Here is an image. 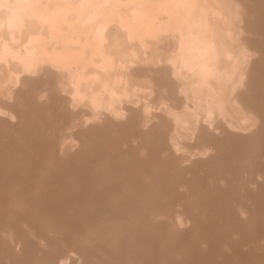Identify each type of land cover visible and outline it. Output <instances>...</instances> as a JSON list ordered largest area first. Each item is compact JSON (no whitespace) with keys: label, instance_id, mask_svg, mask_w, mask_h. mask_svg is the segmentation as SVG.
Segmentation results:
<instances>
[{"label":"rangeland","instance_id":"374dc122","mask_svg":"<svg viewBox=\"0 0 264 264\" xmlns=\"http://www.w3.org/2000/svg\"><path fill=\"white\" fill-rule=\"evenodd\" d=\"M111 1L113 0L108 1V6L112 4L110 3ZM121 1L120 5L125 3L127 5L130 3L133 4V1L135 0ZM154 1L155 0H150V4L148 5L152 6V3H155ZM170 1L173 2V0ZM174 1V3L179 2L178 0ZM180 1L186 2V0ZM192 1L193 0H187V2H190L188 4H186L187 2L185 4L179 2L184 5L183 10V5H181V8L179 3L176 4H179L178 9L182 10V12L186 11L187 13H190L193 12L191 11L192 9L196 10L195 13H198V11H200L199 9H201L199 7H202V3L204 4L205 0H203V2L200 1V3L199 0ZM241 1H243L248 8V14L244 15L240 12L239 16L235 15L238 17L237 21L234 20L235 23H232V20L235 19L234 12L236 10H233V16L226 11V16L231 20L224 18L223 20L226 19L227 21L226 23L225 21L222 22L225 24L232 23L233 25L228 30L232 44L237 46V40L239 39L240 41H245V43L247 42L246 44L249 48V50H247L248 52L245 54V56H247L245 59L250 57L251 60L244 59V64L246 62L245 65L248 66L244 67V69L247 70H243L245 71L243 72L245 74V77L243 78L245 79L242 81L243 83L239 81L240 84H242L241 86L237 81L234 89L235 91H232V98H235L238 93L241 97L245 95L244 97L249 103L247 107L248 113L239 110L243 105H241V107L238 105L237 111H239V113H236L235 116H233V114L229 116L228 114L229 118L226 116L227 114H224L222 117L221 113H214L213 120H216V122L210 120L213 118L211 116V118L208 119L207 124L206 121L204 125H201L200 123L207 119L206 107L211 104L213 95H217L216 89H210L204 92L200 91L199 94L187 92L185 98H183V95H177L178 93L174 92L172 96L176 95L178 98L181 97L184 99L181 107H176L177 105L167 99V96L170 95L167 93L171 91L170 88L164 87L158 91L160 96L159 98L157 97L158 99L155 98V100L157 99L158 101L161 98V100L165 99L163 100L165 102L159 101V103H156L154 100V104L151 103L148 105V108H145L144 105L150 103L151 100L154 99L151 97L153 87L151 85H149L150 87H147V84L145 87L148 89H145L142 94L139 93L146 98L144 97L143 100L140 99L139 102H137L138 104L136 103V107H134L135 105H130L131 108L133 106L135 112L140 114L141 117L144 114L143 111L146 109L149 110L148 112H152L149 113L152 114L150 115L151 117L154 115L152 119L149 116L150 125H148V123L146 125V120H142V122L144 121V125L148 126L145 131H143L145 127L143 123L140 122L138 116L134 119L131 117V122L130 118L127 119V117L126 119H124V117L123 119L120 118V122H118L114 121L117 120L115 118L112 119L110 116L108 118V114L104 117V114L106 113L103 111L101 113L99 109V112L96 111L98 114L95 113V121L94 119H91L92 122H90V120L86 119L84 121L86 125L82 123L84 119L82 121L81 119L78 121H76L77 119L71 121L70 118L65 120L63 114H65L67 109L68 112L70 111L74 113L73 111L77 107L75 111H79L80 109V112L82 113L88 106L85 104H78L82 105L85 109H83L82 106L77 105L69 106L68 104L67 106V102L63 101L67 94L59 93L58 95V92H56V82L42 81L44 79L43 77H41V80L39 78L41 82L38 81V79H34L35 82L29 81L21 84L18 83V95L16 97L7 96L9 99L6 98L4 90L0 88V157H5L15 164L14 166L5 164L0 169V264H264V177L261 175V171L264 170V0ZM230 2L232 1L230 0ZM132 4L126 8H135V3ZM120 5L114 6L120 7ZM126 5H122V7L124 8ZM103 7L105 6H102V9ZM115 7H112V10L117 9ZM122 7H120L122 9V11L121 9L119 11L120 14L127 10ZM98 9L99 7L97 8V12L101 14L102 12H99L101 6L100 9ZM104 10L109 11L108 17L105 16L108 12ZM104 10L103 13H107L105 15L101 14L100 16H97V18L99 17L98 20H100L102 19L101 16H104L103 23H108L107 25L116 22L113 21L111 23L110 21L109 23V21L107 22L104 20L105 18L110 20L109 16L110 18H113V13H115V16L118 13V19L114 17L115 20H117L116 23H118L120 18L122 19V16H125L126 12H128L127 10L125 11V14L123 13L124 15L122 14V16H120L119 12L116 13V11L110 13L111 10H109V8H104ZM236 12L235 14H237ZM230 15L231 17H229ZM114 18L111 20H114ZM158 18H161V16ZM92 19L95 20L94 17ZM116 23H113L114 26L109 25L110 28L105 24L106 32H116L118 29V24ZM244 27H246L245 32ZM217 32L220 33L219 30H217ZM167 40L168 38L163 40L162 43H153L155 44L154 47H157L158 43L160 45L162 44L161 46H164L166 42H168ZM136 43L137 41H135L134 44ZM159 44L158 46H160ZM238 45H240V43H238ZM139 47H141V43L139 44ZM149 47L146 48V53H148V49H151ZM144 49L145 47H143L142 51L145 53L146 49ZM250 49H252V51ZM230 55L234 57L231 52ZM163 62L164 61L159 62V66L156 63L155 65L157 67H155L154 64V66L152 65L154 71L158 70V72L150 73V76L155 77L156 75H159V77L162 78L161 76H163V73L159 71L164 70L166 66L168 67L165 69L169 68V65ZM142 63L143 62L138 63V65H132L131 69L133 71L139 68L147 69L148 65H144L145 62ZM247 63H249V65ZM253 68L256 69L255 73H252L250 75L251 78H249L246 73H250ZM2 71H5V69L3 68ZM1 73L2 72L0 71V75ZM16 76L17 74L12 75L8 86L9 89L16 86ZM173 78H170V74H167L166 81H169L168 79H170L169 83H172L173 80L177 81L176 77ZM33 83L37 85L38 90ZM237 84L240 87H237ZM246 84L248 85V88ZM166 89L169 90L167 91ZM53 93H55L56 99L52 98ZM62 95L66 96H63V98L61 97ZM143 101L146 102L142 103ZM139 103L142 104L141 109H139L138 105H141ZM165 103L168 105L166 104V106ZM4 106L7 110L3 108ZM171 107L175 112L185 111L191 115H196V117L199 118V122L197 121L196 123V125H198V130L200 128V131H198L199 133L197 132L196 134V131H194L195 133H192V129H190L188 124L183 125L180 129H175L173 124L174 117H170L174 115V111H172ZM185 107L187 108L185 109ZM46 108L48 110H46ZM54 108L58 115L57 113L54 114ZM257 108L261 109L262 122L259 121L260 123L255 120V109ZM88 109L91 110L92 108L88 107L86 109L88 112H91ZM137 109L139 111H137ZM12 111H15L16 114ZM240 111L242 112L240 113ZM50 113L51 117L49 116ZM160 113L163 116L159 115ZM239 114L242 115L238 116L237 119L243 116H249L247 118H251L249 119L247 128H245L246 125H243L245 126H241L244 128L243 130L233 132L236 131L235 128H233V123L237 122L235 121V118L236 115ZM42 115L45 117V120L42 118ZM58 116L61 117L62 120ZM156 116L158 117L157 119ZM102 117L104 119H101ZM159 117H163V120L159 119ZM225 117H227V119ZM217 118H219V121ZM36 119H38L39 123ZM227 120L230 122L234 121L232 122L233 126L231 123L227 122ZM87 121L88 123H86ZM210 121L214 122L213 125L217 128H215ZM223 122H227L225 127L231 125L230 127L232 129L227 127L228 129L225 128V132V130L220 128L221 125H224ZM74 123L76 124L73 126ZM82 124L84 125L83 130ZM205 124L206 126H209L210 124L212 126L210 129L207 126V129L205 130ZM20 125H22L23 129L20 128ZM70 125L72 126L70 127L71 129L68 128ZM133 125L136 129L133 128ZM218 126L220 127L218 128ZM241 127H237V129H241ZM78 128L81 129H79L80 133L87 130V133L90 132L89 135L75 139L73 135L75 134L74 132L79 133ZM148 128L150 129L148 130ZM119 129L121 132H119ZM24 130L25 133L23 132ZM124 130L129 131V135L125 133ZM135 130H140V133ZM146 130L148 131L146 132ZM212 130H214V132ZM230 130L233 131L231 132ZM19 131L21 132L19 133ZM41 131L43 132L40 133ZM204 131H208L206 132L207 134L210 133L207 135ZM47 132L49 133L48 137ZM201 132H203L202 135L205 134V137L210 136L209 138H212L211 140L215 139L218 142V147L215 151L213 149H207V147H205V150L203 147L205 143L204 141H201L204 135H200ZM21 133L24 134L23 137H21L23 135ZM26 133L28 137L27 135L25 136ZM70 133H72V135ZM126 134L128 135L127 139H125ZM121 136H124L125 138ZM171 137H173L174 143L178 145L176 153L175 150H170L172 152H169L167 147H165V143H170ZM23 139L25 142H23ZM26 151L30 154L27 156L28 153H26L24 157L23 154H25ZM59 151L61 154L59 156L60 161L58 162V166L48 164V157L55 155V153L59 155ZM40 152L43 154V158L41 157ZM180 154L184 155L181 156ZM186 154L188 156H185ZM169 156H171V158ZM180 156L181 159H178L177 157ZM169 161H172L171 164ZM210 161H212V163ZM138 166L141 167L138 168ZM180 166L181 168H179ZM178 169L182 171L180 175ZM145 173L149 174L147 175ZM151 173L153 174L150 175ZM154 175H156V180L160 181L155 182V179H153ZM163 178L165 180L168 179L165 182L163 181ZM173 180L178 185H176ZM33 181L39 185L37 187L35 186V188L26 187L25 182ZM19 182L20 184H18ZM159 182H168L171 187L174 184L172 187L173 189H171V191L174 190L172 192L173 194L171 193V187L169 188L168 184L165 188H169V191L166 192L167 188L165 191L163 190L165 188L161 189L163 190L161 192L164 193L163 197H161V193L160 191L158 192L159 189L157 187L162 188V185L164 186V184H160ZM183 182L184 185L182 184ZM157 183L159 186L156 185ZM190 183L191 187H188L190 186ZM153 185L155 187H152ZM131 186H133V189ZM134 186L136 187L135 189ZM150 186L152 189H150ZM153 188H157V193L154 192ZM189 188H193L195 192L193 190L191 192V189ZM29 190L30 192H28ZM131 190L134 192L135 190H139L141 193L136 191L137 194L134 195L135 193L131 192ZM121 191L123 192L121 193ZM127 191L130 193L128 194ZM169 192L172 196L175 192L177 198L181 195V202L178 198L180 204L175 196L171 197L174 202H177L172 203V201H170L171 198L168 196L170 194ZM14 193L23 195H20V199L16 197L13 198V195L16 196ZM40 193H44V195L40 197ZM221 194H225L224 197L223 195L220 196ZM165 196H168L169 203ZM227 196L228 198L226 199ZM231 196L234 197V199ZM164 197L166 200H164ZM182 197H184V199ZM158 198L163 199L158 201ZM182 199L186 204L183 203ZM36 200L40 205L41 211L35 210L32 207H23L21 204L30 203L31 201L35 202ZM83 200H85L86 206L83 204ZM136 200H141L138 202L146 201L149 205L153 203L159 204L156 206H161L162 203L160 205V202L162 201L164 204L166 201V205L164 204L165 206H168L166 210L170 208L171 211L174 210V213L170 212L169 209L168 214L161 213L159 216H155V219L153 217H148L147 219H149V221L146 219L144 221L134 220L128 222V220L123 219L122 223L121 221L115 222L111 218L112 215L117 213L122 214L130 210H139L138 208H141L142 205L141 203H135L134 201ZM156 201L158 202L156 203ZM44 204L48 205H45L47 209L49 206L50 208L48 210L45 209ZM108 204L111 206H108ZM142 204H145V202ZM171 204V207L175 204L178 205L179 207H173L178 210L181 206V211L183 210L185 213L188 208H191V212L192 209L195 208L196 210L194 209L195 211L190 213L193 217L196 215L195 217L197 219L195 217V221H192L190 217L189 219H186L185 217L188 218V216L183 211L182 214L184 213L185 216L175 212L178 210L171 208L169 206ZM190 205L192 206L189 207ZM183 206L187 209H183ZM222 207H224V209ZM65 209L66 211H64ZM188 211H190V209ZM218 211L220 213H217ZM163 212H165V208ZM178 214L185 220H179L181 217H177ZM43 215L50 218L51 222H49V220L47 221L48 223L45 222V220L43 221V218H41ZM165 215H168L167 217L170 216L169 218L171 219L164 217ZM59 216H62V221H60L61 224L59 222L55 226L52 220H56ZM95 216L101 218V220H96ZM161 216L164 217V219ZM39 218L40 220H38ZM161 219L162 221H159ZM152 221H156L158 224ZM31 224L36 227H33ZM36 224L38 226L41 225L38 227L40 229L37 228ZM53 226L58 228L59 231H52L51 228H53ZM88 226H90L92 230L95 228L93 231L101 234L99 237L96 236V239L92 238V241L89 240L90 242L86 241L85 237L87 234L84 232L85 227ZM196 227L202 229H200V232L202 233L201 235L199 234L200 236L197 233L198 230L195 229ZM116 228H121L123 234H121L120 237H112L111 233ZM38 230H40L39 235L37 234ZM45 239L49 242H45ZM82 240H85L86 242ZM54 245H56V247ZM121 247L123 250H121ZM199 254L202 255L200 256Z\"/></svg>","mask_w":264,"mask_h":264},{"label":"bare ground","instance_id":"6f19581e","mask_svg":"<svg viewBox=\"0 0 264 264\" xmlns=\"http://www.w3.org/2000/svg\"><path fill=\"white\" fill-rule=\"evenodd\" d=\"M108 1H110V0H0V71L2 72L0 75V88L2 90H4V92L6 93V98L9 99L7 96L16 97L18 95V85H17L18 83L21 84V83H26L29 81L33 82L34 79L35 80L38 79V81H40L42 79L41 77H43L44 79L42 81H48V82L55 81L56 82V84H57V91L56 92H58V95H59V93L60 94L61 93L67 94V96L65 95L66 97L64 95L61 96V97H63V96L65 97V98L63 97L64 98L63 101L67 102V106H68V104H69V106L70 105L82 106V105H78V104H85L88 107L92 108L91 110L88 109L89 111H91V112H88L86 110L88 107L85 109L82 106V108L86 110V112L84 110L82 113L80 112V109H79V111H75L77 107L74 109V111L72 108V111L74 113H72L70 111L68 112L67 108H69V107L65 108V109H67L65 111V114H63L64 115L63 117L65 120L67 118H70L71 121H73L75 119H77L76 121H78L80 119L82 121L84 119L82 122L84 124H85L84 121L86 119L90 120V122H92L91 119L92 120L94 119V121H95L94 116H95V113L99 112L98 111V109H99L101 113H102V111L104 113H106V114H104V117L107 116V114H108V118L110 116L112 119H114V118L117 119L114 121L120 122V120H119L120 118L123 119V117H124V119H126V117H127V119L130 118V122H131V119H132L131 117H133V119H134L136 116H138L140 119V122H142V120H144V121L146 120L145 124L147 125V123H148V125H150L149 124L150 123L149 122V120H150L149 116L152 114H149V113H152V112H148L149 110L146 109L145 111H143L144 114L141 113V114H143V116L141 117V115L137 114L135 112V110L133 109V106L135 105L134 107H136V103L139 102L140 99L143 100V98L145 96H142L141 94L144 92L145 89H148L147 87H150L149 85H151L153 87V92L151 93V97H153L154 99H152L153 101L151 100L150 103H146L144 105L145 108H148V105L153 103L155 98H157V97L159 98L160 94H158V91L164 87L170 88L171 91H169V92H172V93L167 92L168 94H170L169 96H167V99H169V101L171 100L170 102H173L175 105H177L176 107H179V106L181 107L184 99H182L180 96H179L180 98H178L176 95L172 96V94L174 92L178 93L177 95H180V94L183 95V98H185L187 92H190L192 94H199L200 91L204 92V91H207L210 89H213V90L216 89L217 95H213L211 104L208 107H206L207 119H205V121L202 122L203 124L200 123L201 125H204V123L206 121H207L206 122V124H207L208 119L211 118V116L213 117L214 113H221L222 117L224 114H227L226 115L227 117H229L231 114H233V116H235L236 113H239V111H237L238 105L240 107H241V105H243L242 106L243 108L238 107L239 110H242V111H245L246 113H248L247 107H248L249 103L246 100V98L244 97L245 95L241 97L240 95H238L239 93L237 95L235 93H233L236 96H235V98H232V96H233L232 91L235 89L237 81H238L237 83L241 86L242 84H240V82H242L245 79V78H243V77H245V74L243 73L245 71H243V70H247V69H244V67H248V66L245 65L246 62L244 64V61L247 59H250V57L245 59L247 57V56H245V54L248 52L247 50H249V48L246 44L247 42L245 43V41H243V40L240 41L239 39L237 41H238V43H240V45H238V43H237V46L232 44V41L229 38L230 35L228 33L229 28L231 26H233L232 23L233 22L235 23L234 20L237 21L238 17H236L235 15L239 16L240 12L243 13L244 15H247L249 12L248 8L245 6V3L243 1L231 0L232 2H230V0L229 1L228 0H215V1L214 0H205V3L203 4L202 3L203 0H199V3H200V1H202L201 2L202 7H199L202 10L199 9L200 11H198V13H195L196 10H192L191 8H188V9H191V11H193V12H190V13H187L186 11L182 12V10L184 9V5L182 3L185 4L187 2V0H186V2H184V1L182 2V1L178 0L179 2H182L181 4L179 2H176V3H179L180 6L183 5V8L181 6L182 10L178 9L179 4L174 3L175 2L174 0H173V2L170 0H155L154 1L155 3H152V6L148 5V4H150V2H149L150 0H135V1H133L135 3V8L134 7L126 8L127 6H130V4H132V3L127 4V5H126V3L120 5V3L122 2L121 0H118V1L113 0L116 2L111 1L110 3H112L111 4L112 6L111 5L108 6V4H109ZM128 1H130V0H128ZM188 3H190V2H187L186 4H188ZM195 3H197V2H195ZM114 5H120V7H122V5H126V6H124V8L123 7L122 8L127 9L128 12H126L125 16H122V14L123 13L125 14V11H127V10H125L122 14H120L119 11L121 8L118 6L115 7ZM100 6H101L102 11L100 10L99 12H102L101 14L105 15L108 12V14L105 15L106 17H108L109 11L104 10V8H109V10H111L110 13H112V11L113 12L116 11V13L119 12L120 16H122V19H121L120 16L118 15L120 18V21H118V23H116L117 20H115V18L118 19L117 18L118 13L116 14V16H115V13H113L114 16L111 14L113 18L115 17L114 20H111L113 18H110V16H109L110 20H107V18L104 19L107 22L109 21V23H110V21H111V23L113 21H116V22H113V23L118 24V26L115 24L118 27L116 32H114V33L106 32L105 24L107 25L108 23H105V22H104L105 24L103 23L104 16H101L102 19L98 20L99 17L97 18V16H100L101 14L97 12V8L99 7V9H100ZM102 6H105V7H103V9H102ZM197 6H198V4H197ZM112 7L113 8L115 7L117 9L119 8V9H118V11H117V9L112 10L113 9ZM195 9H197V8H195ZM103 10L107 11V12H105V14H104ZM233 10L234 11L238 10L237 12L235 11L237 14H235V12H234L235 19H233V17H232V19H233L232 23L231 24H225L227 20L226 19L223 20V19L224 18L230 19V18H228V16H226V14L229 12V14L232 15ZM121 11H122V9H121ZM226 11H227V13H226ZM238 12H239V14H238ZM158 15L161 16V18H158L159 17ZM231 15L229 17H231ZM93 17L95 18V20L92 19ZM96 18L98 21L96 20ZM222 21H225V23H223ZM113 23L111 24L112 26H114ZM109 25H107V27ZM110 26H109V28H110ZM113 29H114V27H113ZM113 29H111V30H113ZM245 29H246V27H244V32H245ZM217 30H219L220 33H218ZM164 38H166V39L168 38V40H167L168 42H166V44L163 42L165 44L164 46H161L162 44L160 45L159 43L158 44L160 46H158V44L156 43L157 47H154L155 44H153V43H155V42H161L162 43L163 40H166ZM1 39H3V40H1ZM135 41H137L136 44H138V42H139V44L141 43V47H139V44L138 45L134 44ZM142 45H143V47H145V49L150 46L149 48H151V49L150 50L148 49V53H146L147 49L146 50L144 49L145 53H144V51H142V49H143ZM250 50L252 51V49H250ZM229 51L234 55V57H232L230 55ZM257 54H259V53H257ZM161 61H164L163 63H167V65H169V68L165 69L166 67H168V66H166L164 68V70L159 71V72L163 73V76H161V74H160V76L162 78H160L159 75L158 76L156 75L155 77L150 76V73H153L156 71L158 72V70L154 71V69L152 68V65L153 64L155 65L157 63V65L159 66V64H160L159 62H161ZM141 62H143V63L145 62L144 65L147 64L148 68L147 69L139 68V69H135L134 71L131 69L132 65H134V64L138 65V63H141ZM249 63H247V64L249 65ZM139 66H141V65H139ZM134 67H136V66H134ZM155 67H157V66L155 65ZM3 68L5 69V71H2ZM255 70L256 69L253 68V70L250 73L247 72L246 75L249 78H251L250 75L252 73H255ZM2 74H3V76H2ZM13 74H17V76L15 77L16 86L9 89L8 86L10 84V80H11ZM167 74H170V78L176 77L177 81H174L175 80L174 78H173L174 80L172 83H169L170 79H168L169 81H166ZM258 76H259V74H258ZM39 78H40V80H39ZM251 82H253V81H251ZM246 83H247V81H246ZM33 84H35V83H33ZM41 85L43 86L42 83H41ZM145 85H147V87H145ZM239 85L237 87H240ZM246 86L248 88L247 84H246ZM35 88L36 89L38 88L36 84H35ZM237 89H239V88H237ZM166 90L168 91L169 89H166ZM139 93H141V94H139ZM159 93H161V92H159ZM144 94H146V93H144ZM200 97H201V95H200ZM52 98L56 99L55 93L52 94ZM231 98H232V100H231ZM157 99L155 100L156 103L157 102L159 103V101L165 100V99L161 100V98H160V100L157 101ZM144 102H146V101H143L142 103H144ZM163 102H165V101H163ZM131 104L133 105L132 108L130 107ZM139 104H141V103H139ZM166 104L167 103H165V105ZM1 106H3V105H1ZM138 106H139V109H141L142 104L138 105ZM138 106H137V108H138ZM205 106H206V104H205ZM194 107H195V105H194ZM3 108L5 110H7V108L5 106ZM186 108L187 107H185V109ZM46 110H48V109L46 108ZM54 111H53L54 114H56L57 111L55 110V108H54ZM61 111H59V112H61ZM137 111H139V110L137 109ZM172 111H174V113L172 112L174 115L170 116V117H174L173 118V122H174L173 124L175 126V129H180V128H182L183 125L188 124L190 129H192V133L194 131H196V134H197V132L200 131V128L198 130V128H197L198 125H196L197 121L199 122V118L196 117V115H191L190 113H187L185 111L184 112L183 111L182 112H179V111L175 112V110H173V108H172ZM242 111H240V113ZM12 112L14 114H16L15 111H12ZM46 112H48V111H46ZM75 112H77V113H75ZM4 113H5V111H4ZM62 113H63V111H62ZM255 113H256L255 120H257V122H259V121L262 122L261 109L260 108L255 109ZM153 114H154V112H153ZM228 114H229V116H228ZM242 114L236 115L235 121H237V122L233 123L234 126L232 125V122H234V121L230 122L231 121L230 119H229L230 121L227 120V122L231 123L233 128H235L236 131L232 130L233 132H237V130H243L244 129L243 127H245L243 125H246L245 128H247V126L249 124V119L251 117L247 118L249 116H246V117L243 116V117H239V119H237V117L242 115ZM43 115H44V113H43ZM43 115H42V118L44 119L45 117H43ZM50 115H51V113L49 114V116ZM57 115H58V113H57ZM159 115H161V113ZM159 115H157V116H159ZM218 115H220V114H218ZM153 116L152 117L150 116L151 119L153 118ZM157 116H156V119L158 118ZM161 116H163V115H161ZM215 117H216V115H215ZM218 117H221V116H218ZM227 117H225V118L227 119ZM59 118L61 119V117H59ZM162 118L163 117H161V118L159 117V119L163 120ZM101 119H104V118L102 117ZM213 119H214V117L211 118L210 120L214 121ZM201 120H202V118H201ZM217 120L219 121V118H217ZM36 121L38 122V119H36ZM212 121H210V122H212ZM221 121H225V120H221ZM214 122H216V120ZM214 122H212V125ZM86 123H88V121ZM223 123H224V125L220 124L221 127L218 126V128L220 127L223 130H225V128H227V127L229 128L231 126V125L227 124L228 126L225 127L226 123L225 122H223ZM63 124H64V122H63ZM75 124L76 123H74L73 126ZM206 124H205V126H206ZM216 124H218V123H216ZM38 125H40V124H38ZM49 125H51V124H49ZM143 125H144V123H143ZM143 125H142V127H143ZM146 125H144L145 128L143 129V131H145V129L148 127ZM212 125L210 124L209 125L210 127L208 125L207 126L210 129ZM65 126H66V124H65ZM83 126L84 125L82 124V130H83ZM207 126H206L205 130L207 129ZM213 126H215V125H213ZM241 126H243V127H241ZM42 127H45V126H42ZM70 127H72V126L71 125L68 126V128H70ZM150 127H153V126H150ZM168 127H166V128H168ZM177 127H179V128H177ZM237 127H241V129H237ZM20 128L23 129L22 125H20ZM133 128H134V125H133ZM215 128H217V127L215 126ZM44 129H42V130H44ZM79 129L80 128H78V130ZM134 129H136V128H134ZM149 129L150 128H148V130ZM230 129H232V128L230 127ZM80 130L78 131L79 133L74 132L75 134L73 135V137L75 139H78L81 136H83V137L88 136L90 133V132L87 133V130L80 133ZM148 130H146V132ZM126 131L124 130V132L128 134L129 131H127V132ZM208 131H210V130H208ZM208 131H206V132H208ZM212 131L214 132V130H212ZM20 132L21 131H19V133ZM23 132L25 133V130ZM42 132L43 131H41L40 133H42ZM119 132H121L120 129H119ZM131 132H132V130H131ZM225 132H226V130H225ZM72 133H70V134L72 135ZM202 133L203 132H201L200 135H202ZM21 134H23V133H21ZM127 134L125 136L126 138L124 136H121V137H124L125 139H127L128 138L127 136L129 135V134L128 135ZM228 134H229V130H228ZM26 135H27V133L25 134V136ZM203 135H204V137H202V140H201V141H204V143H205L203 145V147L204 148L207 147V149H213L215 151V149L218 147V142L215 139L211 140L212 138H209L210 136L205 137V134H203ZM23 136H24V134L21 137H23ZM48 136H49V133L47 134V137ZM27 137H28V135H27ZM44 138H45V136H44ZM24 139H25V137H24ZM24 139H23V142H25ZM41 139H43V138H41ZM143 144H144V142H143ZM25 146H26V144H25ZM32 146H31V148H32ZM165 147H167V150L169 152H172L173 150H175V153H176L178 145L174 143V139H173V137H171L170 143L169 142L165 143ZM28 149H30V148H28ZM170 150H172V151H170ZM205 150H206V148H205ZM28 151H26L25 154H23L24 157H25L26 153H28ZM31 153H32V150H31ZM29 154L30 153H28L27 156ZM60 154L61 153L59 151V155L57 153H55V155L49 156L48 157L49 158L48 164H51L53 166L54 165L58 166V162L60 161L59 160ZM23 155H22V157H23ZM183 155H181V156H183ZM181 156L177 157V158L181 159ZM185 156H188V155L186 154ZM185 156H184V158L186 160ZM242 156H244V155H242ZM41 157L42 158L44 157L42 153H41ZM169 157L171 158V156H169ZM192 157H194V156H192ZM184 158H182V159H184ZM188 159H189V157H188ZM174 160H175V158H174ZM13 161H15V160H13ZM15 162H18V161H15ZM171 162L169 161L170 164H171ZM183 162H185V161H183ZM210 162L212 163V161H210ZM210 162H208V163H210ZM5 164H10L13 166L15 165L12 161L8 160L7 158L0 157V169ZM139 167H141V166H138V168ZM179 168H181V166ZM155 170L158 171L157 169H155ZM178 171H180L179 172V175H180L182 173V171L179 169H178ZM145 174H147V173H145ZM152 174L153 173H151L150 175H152ZM261 175L264 177V170L261 171ZM155 176L156 175L153 176V179H155V182L160 181V180H156L157 178ZM260 178H262V177H260ZM167 179L165 180L163 178V181L166 182ZM16 182H18V181H16ZM165 182L164 183L159 182L160 184H164V186L162 185V188L157 187L159 189L158 192L160 191V193H161V197H163V194H164L161 191H163V190L165 191L167 188V187L165 188V186L169 184L168 182L167 183H165ZM173 182H175V181L173 180ZM18 184H20V182ZM25 184H26V187H28V188H33V187L35 188V186L37 187L39 185L38 183H35L34 181L33 182H25ZM175 184H176V182H175ZM182 184L184 185V182ZM185 184H186V182H185ZM156 185L159 186L158 183ZM176 185H178V184H176ZM173 186H174V184L172 185V187ZM131 187L133 189V186H131ZM152 187H155V186L153 185ZM170 187L171 186L169 184V188ZM172 187L170 188V191H171V189H173ZM176 187H178V186H176ZM188 187H191V183H190V186H188ZM135 188L136 187L134 186V189ZM157 188H153L154 192L157 191ZM163 188H165V189H163ZM169 188H167L166 192L169 191ZM137 189H141V188H137ZM150 189H152L151 186H150ZM161 189H163V190H161ZM189 189H191V192H192V190L194 191L193 188H189ZM136 191L137 190H135V192L131 190V192L135 193L134 195H136L137 192L141 193V191H139V190L137 192ZM173 191H171V193ZM28 192H30V190ZM122 192L123 191H121V193ZM127 193H128V191H127ZM171 193L169 195L167 193V195L170 196V198H171L170 201H172V203H175L177 201L179 202L178 198L180 199V202H181V198H180L181 195H180V197L177 198L176 197L177 195L175 196V192H174L173 196H175L177 198V201L174 202L172 200L173 199L172 198L173 193L172 194ZM14 194H16V193H14ZM176 194H178V193H176ZM193 194H195V193H193ZM20 195H23V194L17 193L16 196L13 195V198L16 197V198L20 199ZM43 195H44V193H40V197H42ZM165 195H166V193H165ZM222 195L223 194H221L220 196H222ZM224 195H223V197H224ZM191 196H192V194H191ZM158 197H159V195H158ZM189 197H190V195H189ZM166 198L164 200H166ZM182 198L184 199V197H182ZM227 198H228V196L226 197V199ZM232 198L234 199V197H232ZM232 198H231V200H232ZM161 199H163V198H161ZM161 199L158 198V201ZM141 200H136L137 202L134 201L135 203H141L142 206H141V208H138L139 210H130V211L124 212L122 214L117 213V214L112 215L111 218L115 222L121 221L123 223V219L128 220V222H132L134 220L144 221L148 217L154 218L155 216H159V214H161V213L162 214H164V213L168 214V210L170 208L168 210H166V208L168 207V206H165L166 201L164 203L165 205L163 204L162 201L160 202V205L162 203V205L164 206L163 207L162 205L156 206L159 204H155V203H153L155 205H153L151 203H150L151 205H149L146 203V201H143V202H145V204H142L143 202H138ZM83 201H84L83 204H85V200H83ZM158 201H156V203ZM134 202H133V204H134ZM167 202L169 203V199ZM180 202H179V204H180ZM226 202H228V201H226ZM183 203H185L184 200H183ZM21 204L23 207H32L35 210L41 211L40 205L38 204L37 200L35 202L31 201L30 203H21ZM176 204L174 206L179 207ZM45 205L46 204H44V208L47 209L46 206H48V205H46V206ZM135 205L137 206V204H135ZM74 206H75V203H74ZM85 206H86V204H85ZM108 206H111V205L108 204ZM169 206L171 207L172 204ZM191 206L192 205H190L189 207H191ZM215 206H217V205H215ZM221 206H223V205H221ZM81 207H83V206H81ZM137 207H139V206H137ZM173 207H171V208H173ZM186 207L183 206V209L186 210L187 209ZM193 207H194V205H193ZM49 208H50V206H49ZM85 208H87V207H85ZM164 208H165V212H163ZM222 208L224 209V207H222ZM173 209H177V208H173ZM181 209H182V207L180 206L179 210L181 213L179 212L178 209H177L178 211H175V212H178L182 216H185L184 215L185 212L182 210L184 212L182 214ZM189 209H190V211H188ZM194 209L195 208L192 209V212L196 210V209L195 210ZM83 210H85V209H83ZM188 210H186V213H185L188 216V218L187 217H185V218L189 219V217H190V219H192V221H195L197 219L195 217L196 215H194V217L196 218L195 219L193 217V215L191 214L192 213L191 208H188ZM64 211H66V209ZM219 211L217 213H220ZM78 212H79V209H78ZM170 212L174 213V210L171 211V209H170ZM71 213H73V212H71ZM81 214H83V213H81ZM179 214L177 215V217H181V218H179V220L184 219V218H182V216H179ZM169 215H170V213H169ZM167 216L165 215L164 217H167ZM83 217H84V215H83ZM95 217H96V220H101V218H99V217L97 218V216H95ZM164 217H162V218L164 219ZM169 217H167V218H169ZM41 218H43V221L45 220V222H47L48 220H49V222H51L50 218H48L46 215H43ZM86 219H88V218H86ZM169 219H171V218H169ZM38 220H40V218ZM147 220L149 221V219H147ZM52 221L54 222V225L56 226L57 223L62 221V216H59V218L57 217L56 220H52ZM156 221H158V220H156ZM156 221H152V222H156ZM159 221H162V219ZM60 224H61V222H60ZM40 226L37 225V228ZM55 226H53V228H51V230L58 232L59 230ZM90 226L85 227V229H84L85 230L84 232H86V234H87L85 237L86 241H89L92 238L96 239L97 237H99L101 235V234H98L97 232L93 231L95 228L92 230V228ZM163 226H162V228H163ZM33 227H36V226L34 225ZM194 227H195V225H194ZM194 227H193V229H194ZM197 227H199V226H197ZM197 227L195 229L198 230V232H197L198 235L199 234L201 235L202 234L200 232L201 228H197ZM41 228H43V227H41ZM164 228H165V226H164ZM38 229H40V228H38ZM65 230H66V228H65ZM39 231L40 230L37 231L38 235H39ZM102 231H103V229H102ZM99 233H100V231H99ZM41 234H42V231H41ZM111 234H112V237H115V236L120 237L121 234H123V233L121 232V228H116L115 230L112 231ZM83 235H85V234H83ZM203 235H204V233H203ZM102 237H103V235H102ZM202 237H204V236H202ZM82 241H85V240H82ZM45 242H47V240ZM56 245H54V246L56 247ZM121 250H123L122 247H121ZM199 255L201 256L202 254H199ZM117 257H118V255H117ZM113 261H115V260H113ZM117 263H119V262H117ZM246 264H248V263H246Z\"/></svg>","mask_w":264,"mask_h":264}]
</instances>
